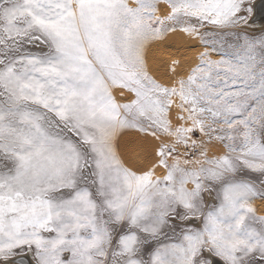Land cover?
<instances>
[{
  "label": "snow or ice",
  "instance_id": "obj_1",
  "mask_svg": "<svg viewBox=\"0 0 264 264\" xmlns=\"http://www.w3.org/2000/svg\"><path fill=\"white\" fill-rule=\"evenodd\" d=\"M259 7L0 0V264H264Z\"/></svg>",
  "mask_w": 264,
  "mask_h": 264
},
{
  "label": "rangeland",
  "instance_id": "obj_2",
  "mask_svg": "<svg viewBox=\"0 0 264 264\" xmlns=\"http://www.w3.org/2000/svg\"><path fill=\"white\" fill-rule=\"evenodd\" d=\"M250 27V25H249ZM178 39V40H177ZM174 40L176 42H174ZM171 44V47H162V46H155L151 52H150V59L154 63V65H159L162 61H167L171 57L175 56L177 54L176 50L179 48L181 50V53L188 58V62L191 64H194L195 56L197 54L196 51H193L191 48L185 47V41H183L180 37H171L169 42ZM215 58V57H214ZM259 204V202H258Z\"/></svg>",
  "mask_w": 264,
  "mask_h": 264
},
{
  "label": "bare ground",
  "instance_id": "obj_3",
  "mask_svg": "<svg viewBox=\"0 0 264 264\" xmlns=\"http://www.w3.org/2000/svg\"><path fill=\"white\" fill-rule=\"evenodd\" d=\"M254 15L255 19L250 24V28H258L261 23H264V6L262 8L259 7V9L254 13ZM176 41L174 40V42Z\"/></svg>",
  "mask_w": 264,
  "mask_h": 264
},
{
  "label": "water",
  "instance_id": "obj_4",
  "mask_svg": "<svg viewBox=\"0 0 264 264\" xmlns=\"http://www.w3.org/2000/svg\"><path fill=\"white\" fill-rule=\"evenodd\" d=\"M264 6V0H260V8Z\"/></svg>",
  "mask_w": 264,
  "mask_h": 264
},
{
  "label": "crops",
  "instance_id": "obj_5",
  "mask_svg": "<svg viewBox=\"0 0 264 264\" xmlns=\"http://www.w3.org/2000/svg\"><path fill=\"white\" fill-rule=\"evenodd\" d=\"M116 94H117V96H119V93L118 92Z\"/></svg>",
  "mask_w": 264,
  "mask_h": 264
}]
</instances>
